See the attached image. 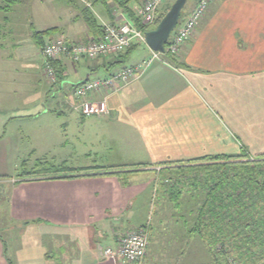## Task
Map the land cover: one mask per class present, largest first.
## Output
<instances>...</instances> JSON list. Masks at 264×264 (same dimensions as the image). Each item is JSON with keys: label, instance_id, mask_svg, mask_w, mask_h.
Here are the masks:
<instances>
[{"label": "crops", "instance_id": "crops-1", "mask_svg": "<svg viewBox=\"0 0 264 264\" xmlns=\"http://www.w3.org/2000/svg\"><path fill=\"white\" fill-rule=\"evenodd\" d=\"M144 1L23 0L17 6L47 8L38 10L46 16L37 13L34 17L27 10L25 22L21 12L6 11L9 16L3 21L11 28L10 32L0 33V185L6 186L3 201L7 205L5 215L0 216L1 223L10 227L8 230L29 227L37 231L35 245L19 243V235L12 236L10 243L1 237L0 264H127L104 259L103 250L116 248L122 235L140 228L147 230L148 249L145 258L136 264H165L166 248L180 247L182 243L177 245L176 237L168 238L163 232L150 242L151 226H144V220L137 221L138 226L130 224L139 212L148 217L153 212L178 216L180 221V217L183 219L200 207L195 197H187L184 185L178 189L175 181L161 177L169 168L165 165H186L205 156L238 155L243 151L251 157L264 155V0H214L177 55L160 56L125 88L102 93L108 106L107 116L84 117L74 110L75 87L141 64L152 56L148 47H143L138 62L119 70L114 65L121 63L125 51L95 61L82 58L73 62L63 56L51 62L60 76L57 84H51L70 85L68 106L82 121L93 118L96 125L106 120L107 124L123 127L117 132L112 129L108 136L112 143L119 144L123 155H134L126 157L127 164L71 168L66 158L49 155L43 161L34 160L33 167L89 171L37 178L7 174L13 153L18 151L14 130L19 120L33 111L41 113L42 108L41 97H30L27 91L15 94L19 63L28 61L30 54H40L28 39L36 44L35 33L56 29L54 38L64 37L74 43L97 41L106 24L126 21L138 27L137 10ZM162 10L161 6L158 14ZM14 24L18 29L12 27ZM22 26H30L35 32L22 35ZM98 71H103L104 76L95 77ZM24 164L25 161L21 166L26 170ZM123 165L141 168L133 171V176L128 174L125 181L122 178L127 174L123 172L91 170ZM32 168L24 173L32 172ZM178 190L180 197L175 195ZM149 193L147 204L145 196ZM142 197L145 201L139 204ZM169 207L171 211L165 213ZM178 223L170 227H181L182 223ZM184 226H189L187 221ZM157 227L163 226L160 223ZM154 243L157 250L152 249ZM183 243L189 245L188 241Z\"/></svg>", "mask_w": 264, "mask_h": 264}, {"label": "rangeland", "instance_id": "rangeland-1", "mask_svg": "<svg viewBox=\"0 0 264 264\" xmlns=\"http://www.w3.org/2000/svg\"><path fill=\"white\" fill-rule=\"evenodd\" d=\"M23 0H19L15 4H11L8 0H0V33L10 32V26H6L4 24V17L8 15L6 11L12 9L16 10V12H21L20 17L22 18L23 22L26 21L28 16H26V11L29 10L32 12L33 16L35 17L37 13L41 16H46L42 13H39L41 6L35 5L33 7H28L27 4L24 7L23 5L17 6ZM176 0H165L163 2V10L173 5ZM196 0H187L185 6L181 11L180 21L183 20L185 14L191 10L192 6L194 5ZM216 1V0H215ZM214 1V2H215ZM214 2L210 3L204 13V17L208 8L214 4ZM45 5V4H44ZM44 9H47L44 6ZM42 9V10H44ZM160 9V8H159ZM159 15V14H158ZM9 16V15H8ZM7 16V17H8ZM203 17V18H204ZM182 23V22H181ZM11 25V24H10ZM12 27L18 29V25L14 24ZM156 26L148 28L147 31L154 29ZM35 27V25L33 26ZM33 28L28 26L27 28L19 29L22 35H30L35 32ZM6 30V31H5ZM56 30V29H54ZM146 32V31H145ZM51 35L43 34L39 40L42 41L41 45H36L32 38H29V42L32 43L35 47L36 52L40 54L34 55L30 54L26 59L28 61H21L20 68V76L16 84L18 87L15 90V94L17 91L24 92L29 94L30 97L38 99L39 97L42 98L40 101V106H42L41 113L44 111L47 113L46 115H41V113H37L33 111L28 116H24L19 120L16 130H14V141L17 145V152L16 154L13 153V157L11 160V164L7 167V174L11 177L21 176V172L24 173L28 167L29 169L33 167L34 160L38 159L39 161H43V158L53 155L56 158H66L68 160L67 165L71 168H76L80 166H102L107 164H127L126 159L127 156L133 155L129 153V155H123L122 152L119 151V144L112 143L109 140L108 132L112 129H116V132L120 129H123L119 124H107L102 120L101 124L96 125L95 120L93 118L86 119L82 121L79 116L72 111L68 106V99L71 98V88L70 85L58 86L52 85L50 80L47 77V71L45 67L43 68L42 65L46 63L45 56L43 54V49L45 47L46 41L48 39L54 38L57 34L55 32H50ZM49 33V34H50ZM35 35V34H34ZM60 37H56L58 39ZM64 38V37H62ZM65 39V38H64ZM135 46L133 49L125 53L123 59H121V63L114 65L115 70H119L121 66H129L138 62L141 57H139V53L143 51V47L147 48L145 43L138 42L137 44L132 45L130 48ZM162 54L161 56H164ZM68 57V56H67ZM56 61V60H54ZM72 61V60H71ZM87 63V62H84ZM23 66H28L27 68ZM52 66V65H51ZM44 69V74H42V69ZM100 73H96L95 77H102L104 76L103 71H98ZM20 83V84H19ZM51 84V85H50ZM128 86V85H127ZM126 87V86H125ZM122 87L120 89H123ZM16 97V95H15ZM68 98V99H67ZM76 103L73 105V109L76 108ZM34 112L35 115H34ZM33 114V115H31ZM15 129V126H14ZM21 129V131H20ZM82 130L84 134H82ZM11 130H9L10 132ZM99 134L97 135V132ZM83 138V139H82ZM123 144V143H122ZM123 156V157H122ZM134 156V155H133ZM19 160V161H18ZM25 161L26 170H23L21 163ZM18 162V163H17ZM17 163V164H16ZM121 166L123 171H139L137 168H133L134 166L130 165H123ZM34 168V169H33ZM30 171H34L36 167H33ZM117 168H120L117 167ZM128 168V169H126ZM25 169V167H24ZM28 169V170H29ZM144 171V170H142ZM178 171V170H176ZM29 172V171H27ZM131 172L130 176H133ZM71 174H79L78 172H74ZM116 174H120V172H116ZM67 175V174H63ZM167 173L163 174L161 177L165 178ZM170 176V175H169ZM41 177V176H40ZM129 175L127 174L126 178H122L124 181L128 180ZM30 178H37V177H30ZM185 186V193L188 198L192 195V190L189 185ZM182 187V186H181ZM180 189V187H178ZM190 189V191H189ZM5 185H0V215L3 214L4 209L6 208V201H3V197L5 198L6 191ZM181 191L184 192V189L181 188ZM148 195V196H147ZM145 197L148 201L151 199V193L147 194ZM158 197L157 199H159ZM142 197L139 201V204H142L144 201ZM157 201V200H156ZM159 202L162 200H158ZM166 204H168V200ZM155 202V200H153ZM158 203V202H157ZM174 203V202H173ZM190 202V206H191ZM170 207L165 211L168 213ZM178 216H169L167 214L164 215H157L156 213H150L149 217L144 213H138L134 220L130 222V224L135 226L137 221L141 222L144 220V226H151L150 227V242L153 241V237L160 232H163V235L171 238L169 236L176 237L175 239L179 240L175 242L176 244H181L180 247L172 246L167 247L165 255V264H211L212 257L209 252V249L205 242L199 238L194 232H190L191 228V217L185 216L182 219L180 217V221H178ZM3 217L0 216V237H4L9 243L13 240V237H17V241L19 243H27L30 245H35L34 240L36 239V229L31 230L29 227H12L14 230H8L10 227H5L1 220ZM182 219V220H181ZM187 221L188 227L184 226V222ZM179 222V223H178ZM162 224L163 227H157L158 224ZM179 224L181 227H174L173 229L170 227L174 224ZM171 224V225H170ZM138 226V225H136ZM170 227V228H169ZM13 236V237H12ZM15 240V241H16ZM184 241H188L189 245L184 244ZM181 242V243H180ZM177 244V245H178ZM152 249L157 250V246L154 243ZM180 253V255H179ZM179 255V256H178Z\"/></svg>", "mask_w": 264, "mask_h": 264}, {"label": "trees", "instance_id": "trees-1", "mask_svg": "<svg viewBox=\"0 0 264 264\" xmlns=\"http://www.w3.org/2000/svg\"><path fill=\"white\" fill-rule=\"evenodd\" d=\"M18 1L8 0L11 4ZM168 10L169 8L157 15L154 26L158 25ZM180 16L176 28L182 22ZM50 32H54V29L35 33L37 45L42 44L39 38L43 34L51 35ZM130 50L131 48L125 50V53ZM55 74L57 75L56 72ZM56 77L58 81L60 76ZM165 166L169 167L164 169L166 171L163 174L168 175L165 180L175 181L179 187L187 184L195 192L190 198L195 197V202L200 207L196 212L190 211L192 232L207 245L212 257L211 264H228L229 261L235 264H264V155L251 157L243 151L238 155L205 156L186 165L168 163ZM123 169L125 168L91 170L121 172ZM87 171L89 170L65 167H36L32 172L21 173L20 177ZM175 195L180 197L182 193L178 190ZM0 240L2 241L1 237Z\"/></svg>", "mask_w": 264, "mask_h": 264}, {"label": "built area", "instance_id": "built-area-1", "mask_svg": "<svg viewBox=\"0 0 264 264\" xmlns=\"http://www.w3.org/2000/svg\"><path fill=\"white\" fill-rule=\"evenodd\" d=\"M165 0H145L137 10L139 26L129 22H114L102 27L99 40L88 43H74L60 37L46 41L43 54L46 57L44 65L47 77L51 83L57 82L56 74L51 62L63 56H68L73 62L84 58L89 61L98 60L108 55H118L138 42L145 43L144 34L148 28L155 25L159 8ZM214 0H199L195 8L182 23L175 28L167 45L165 55L175 56L180 48L193 36L196 27L204 16L210 3ZM162 54L152 52V56L133 68H125L104 79L87 80L77 85L73 91L76 102L75 110L84 117H104L109 114L107 102L103 92H115L131 84ZM97 95L102 97L98 98ZM148 249V236L145 228L122 235L117 247L103 250V258L114 261L120 260L127 264L140 263L146 256ZM228 264H235L229 261Z\"/></svg>", "mask_w": 264, "mask_h": 264}, {"label": "water", "instance_id": "water-1", "mask_svg": "<svg viewBox=\"0 0 264 264\" xmlns=\"http://www.w3.org/2000/svg\"><path fill=\"white\" fill-rule=\"evenodd\" d=\"M187 0H176L158 25L144 34L146 46L152 52L165 53V44L178 25L180 13Z\"/></svg>", "mask_w": 264, "mask_h": 264}]
</instances>
